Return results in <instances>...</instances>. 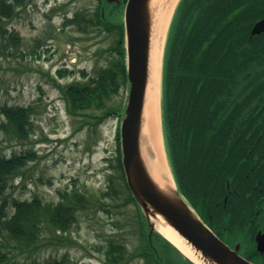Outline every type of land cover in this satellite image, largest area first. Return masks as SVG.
I'll list each match as a JSON object with an SVG mask.
<instances>
[{"label":"trees","instance_id":"1","mask_svg":"<svg viewBox=\"0 0 264 264\" xmlns=\"http://www.w3.org/2000/svg\"><path fill=\"white\" fill-rule=\"evenodd\" d=\"M21 4V3H20ZM19 0H0V20L11 18ZM102 4L91 15L66 17L65 23L76 24L81 30L86 26H101L107 31L116 30L115 43L108 50L111 58L106 66L94 75L80 70V81L61 84L57 79L71 71L58 68L53 81L65 100L70 115L82 116L83 122L97 124L104 118L119 115L123 102L117 106L110 101L127 85L124 50V29L120 20L108 22L101 16ZM106 15L117 14V7L107 8ZM264 15V0H179L172 15L164 45L161 78L162 133L170 165L177 166L179 151L193 156L210 143L216 135L223 134V120L238 117L241 88L244 82L241 42L248 40L251 24ZM1 28V26H0ZM6 33L7 29H1ZM5 34H2L3 38ZM14 47L20 42L15 30L8 33ZM9 49V50H7ZM0 53L12 55V49L0 41ZM248 54V53H245ZM229 56V58H228ZM246 69V68H245ZM30 106L3 105L0 108V127L17 138H25L31 131ZM95 111H100L97 114ZM2 116V117H1ZM236 125H228L231 137L238 134ZM114 169L119 172L121 185L113 184L110 174L106 190L95 202V207L111 212L129 203L135 206L136 231L146 240L147 226L140 208L132 196L123 172L119 131L117 132ZM29 153L0 155V261L7 259L9 247L22 252L39 250L45 232L48 242H68L65 233L78 221V213L89 208L84 192L67 187L58 190L57 202H46L37 195L31 199L12 198L10 209L6 190L10 180L30 159ZM110 200L114 201L113 203ZM106 264H129L142 252H130L126 244L115 238L102 245ZM157 260V257H154ZM45 260L42 264H60Z\"/></svg>","mask_w":264,"mask_h":264},{"label":"rangeland","instance_id":"2","mask_svg":"<svg viewBox=\"0 0 264 264\" xmlns=\"http://www.w3.org/2000/svg\"><path fill=\"white\" fill-rule=\"evenodd\" d=\"M97 3L98 0H19L13 16L0 20V32L7 29L0 33V41L13 52L0 53V108L30 106L32 122L25 138H17L0 127V155L29 153L31 157L9 182V209L14 197L31 199L37 195L55 203L58 190L65 187L80 190L89 199V208L78 213V221L65 233L67 243L48 242L50 234L45 232L37 252L9 247L7 259L0 264H42L47 259L61 261L60 264H106L99 248L109 239L123 241L130 252L141 247L133 203L109 208L111 212L95 207L108 186L110 174H114L113 184L121 185L119 172L114 169L120 115L112 114L97 124L83 122L84 117L67 112L65 100L53 81L61 67L71 71L57 79L64 84L83 79L79 72L82 69L94 75L108 64V49L117 38L115 29L86 26L83 31L76 24L65 23L66 16L91 15ZM116 19L121 17L111 18ZM11 30L20 36L14 47L8 38ZM126 95L123 87L110 104L117 106ZM164 153L168 162L165 150ZM129 264L145 263L135 257Z\"/></svg>","mask_w":264,"mask_h":264},{"label":"flooded vegetation","instance_id":"3","mask_svg":"<svg viewBox=\"0 0 264 264\" xmlns=\"http://www.w3.org/2000/svg\"><path fill=\"white\" fill-rule=\"evenodd\" d=\"M262 17L240 44L247 86L238 117L223 120L224 133L193 156L179 151L175 179L198 220L246 264H264V31L250 34ZM230 124L238 126L231 137ZM152 238L142 248L145 264H197L166 237Z\"/></svg>","mask_w":264,"mask_h":264},{"label":"water","instance_id":"4","mask_svg":"<svg viewBox=\"0 0 264 264\" xmlns=\"http://www.w3.org/2000/svg\"><path fill=\"white\" fill-rule=\"evenodd\" d=\"M123 23L128 91L120 122L122 166L127 185L145 216L149 232L160 233L151 221V217L160 215L204 263L246 264L198 220L181 198L174 183H170L169 189L161 190L149 177L139 146L148 68L146 0H126ZM263 30L264 17L254 23L251 34Z\"/></svg>","mask_w":264,"mask_h":264},{"label":"bare ground","instance_id":"5","mask_svg":"<svg viewBox=\"0 0 264 264\" xmlns=\"http://www.w3.org/2000/svg\"><path fill=\"white\" fill-rule=\"evenodd\" d=\"M177 0H146L148 21V68L140 132V154L146 171L161 190L173 185L164 153L160 124V83L166 31ZM155 227L197 264H206L165 223L160 215L151 217Z\"/></svg>","mask_w":264,"mask_h":264}]
</instances>
